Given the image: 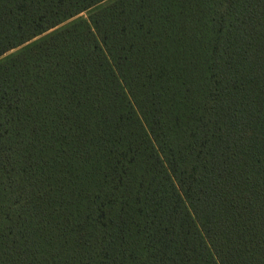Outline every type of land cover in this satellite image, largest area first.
I'll use <instances>...</instances> for the list:
<instances>
[{
    "label": "trees",
    "instance_id": "obj_1",
    "mask_svg": "<svg viewBox=\"0 0 264 264\" xmlns=\"http://www.w3.org/2000/svg\"><path fill=\"white\" fill-rule=\"evenodd\" d=\"M0 264H264V0H0Z\"/></svg>",
    "mask_w": 264,
    "mask_h": 264
}]
</instances>
